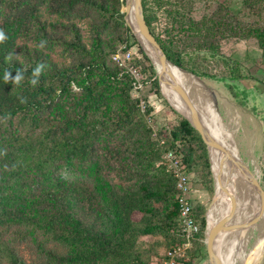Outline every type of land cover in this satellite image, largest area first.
<instances>
[{
  "label": "trees",
  "instance_id": "trees-1",
  "mask_svg": "<svg viewBox=\"0 0 264 264\" xmlns=\"http://www.w3.org/2000/svg\"><path fill=\"white\" fill-rule=\"evenodd\" d=\"M254 1L243 0L250 8ZM149 4L143 0L146 22L168 59L198 77L218 78L204 70L212 58L229 70L222 80L246 79L239 63L221 57L228 31L255 38L264 60V27L242 34L222 14L196 21L170 3L166 14L184 37L167 32L165 39L154 24L168 1ZM124 6L125 0H0V264H151L142 237L162 238L169 249L182 244L166 150L180 149L186 171L197 169L202 188L214 192L207 146L189 121L172 127L162 148L140 117L132 80L113 60L120 43L138 47L141 72L162 95ZM78 21L88 23L89 41ZM193 214L200 231L189 260L178 264L207 255L205 207ZM24 244L34 263L21 253Z\"/></svg>",
  "mask_w": 264,
  "mask_h": 264
},
{
  "label": "rangeland",
  "instance_id": "rangeland-1",
  "mask_svg": "<svg viewBox=\"0 0 264 264\" xmlns=\"http://www.w3.org/2000/svg\"><path fill=\"white\" fill-rule=\"evenodd\" d=\"M168 4L158 10V20L154 24L156 33L167 39V32H172L173 35L183 38L182 31L179 27L172 28L171 20L166 14L168 8L181 7L185 14H188L194 20L199 21L203 16H211L214 14H222L235 27H239L242 34L247 33L251 29L264 27V0H256L252 2V7H246L243 0H166ZM149 6L152 5V0H149ZM172 4V7L169 4ZM124 7L122 8V10ZM78 25L82 30L84 38L89 41L90 27L86 21H78ZM180 31V32H179ZM234 32H227V39L220 41L221 57H225L227 61L239 63L241 73L246 77L245 80L239 82H229L222 80V76H228L229 70L225 65H221L218 59H209V62L204 64V70L212 72L218 78L210 79L208 77H200L202 80L201 89L211 99L214 109L219 111L223 121L229 126L230 133L234 135V148L237 150L241 159L250 165L251 155L257 162L260 169L259 178L264 187V145H260L264 140V60L262 59V52L258 47L257 40L253 37L243 39L236 37ZM133 34V33H132ZM126 44L120 43L118 50L123 48ZM130 49V48H129ZM131 51L134 53V59L130 62L131 65H136L140 69L139 61L143 60L142 54L136 45H131ZM193 49H188L192 52ZM146 54V53H145ZM58 57V54H56ZM138 64V65H137ZM221 65V66H220ZM141 71V69H140ZM141 83L143 88L137 92L132 90V97L138 99L140 117L143 119L149 129L152 130V138L158 143L159 147L165 144V137L169 134L172 127L177 125L182 118H184L178 106L177 98L173 94L172 88L166 85V90L161 84V95L154 94V87L144 73H142ZM192 83L196 88L192 78ZM229 84L234 85L229 87ZM255 84H258L257 86ZM76 91L77 89L74 88ZM165 90V91H164ZM252 91L253 95L248 98L246 91ZM263 92V93H262ZM237 94V97H235ZM170 97H169V96ZM213 95L216 97L217 108L213 102ZM263 101H260V99ZM176 109H174L172 106ZM225 102L230 110L224 111L222 103ZM142 105L146 109L142 110ZM182 115H181V114ZM164 141V144L162 142ZM164 155V153H163ZM251 169L253 167L250 165ZM191 200L194 207L201 205L205 207V217L207 215V229H208V215L212 207L214 192L210 193L208 190L202 188L201 180L197 169H194L192 176ZM117 181V180H116ZM197 187V188H195ZM199 190H196L198 189ZM256 203L261 207L260 200L254 198ZM264 212V210H263ZM228 216V215H227ZM225 214L220 217H227ZM252 216V215H251ZM248 218V219H246ZM249 216L241 210V218L239 223L248 222ZM263 223L264 220L259 218ZM218 224V220L216 221ZM243 230H239L234 246L229 252L230 260L234 257L240 256L244 263H248L253 259L255 247L253 239L248 243L238 240ZM224 235L229 236L231 232H223ZM238 240V241H237ZM227 246L229 238L226 239ZM169 244L166 245L162 238L142 237L140 247L147 252L146 258L151 264H160L163 255L169 249ZM21 253L30 263L36 261L34 251H32L27 244L19 246ZM189 251L186 252L185 260H189ZM207 254V253H206ZM232 263V261H231ZM194 264H210L208 256L199 257L194 261ZM264 264V262L262 263Z\"/></svg>",
  "mask_w": 264,
  "mask_h": 264
},
{
  "label": "water",
  "instance_id": "water-1",
  "mask_svg": "<svg viewBox=\"0 0 264 264\" xmlns=\"http://www.w3.org/2000/svg\"><path fill=\"white\" fill-rule=\"evenodd\" d=\"M132 10L134 12L136 29H134V27L127 20V16L131 13ZM122 13L125 14V21H126L127 26L130 28L131 32L133 33L134 37L136 38V40L138 41V43L140 44V46L142 47L146 55L148 56L141 40H143L149 45L152 52L155 54L157 60L159 61L161 69L157 70L154 62H152L151 58L148 56V58L151 60L154 66V69L156 70L160 90H161L162 76L166 72L169 65L177 69H180L181 71L191 75L198 82H202L200 77L176 66L174 63H172L168 59L166 53L164 52L163 48L157 41L156 37L152 34L146 22L145 15H144L143 0H125V6H124V9L122 10ZM166 84L173 89V91L179 96V98L184 103L189 113V116H183V117L187 119L189 123L191 124V126L199 133L203 142L207 146L210 163H211V171H212V176H213V181H214L213 202L215 200L216 181H218V183L221 185L222 177L224 175L225 170L227 171L228 181L226 183L227 185L223 187L221 186L223 192H226L227 194L232 195V193H230L228 188H229V185L231 184L232 178L234 177V173H239L245 178L246 183L248 187L250 188V190L252 192L257 193L260 197V204H261L260 215L255 217L251 221L246 222V223H237V224L232 223L231 224L232 219L234 218V215H235V210H236V202L234 200L235 197L231 196L232 202H234L233 203L234 205H233L232 211L230 212V215H228L226 218L221 220L217 225H215L209 231L208 235H207V227H206L205 245H206V252H207L209 262L210 264H224L215 249L216 238L222 232H235V231L247 229L258 222L264 210V187L261 183L259 176H256V174L251 169V167L247 163H245L239 155L231 151L220 139L217 138V136L213 134L210 128L206 125L204 119L202 118V115L200 114L194 101L190 97V93L188 92L186 87L180 81H178L174 75H172V78L169 81H166ZM213 102L217 108V101L214 95H213ZM211 150H216L223 155L220 161V164H219V170H218L217 175L215 174L214 169H213ZM206 221H207V215H206Z\"/></svg>",
  "mask_w": 264,
  "mask_h": 264
},
{
  "label": "bare ground",
  "instance_id": "bare-ground-1",
  "mask_svg": "<svg viewBox=\"0 0 264 264\" xmlns=\"http://www.w3.org/2000/svg\"><path fill=\"white\" fill-rule=\"evenodd\" d=\"M127 20L129 21V23L134 27V29H136V25H135V17H134V12L133 10L131 11V13L127 16ZM142 44L148 54V56L151 58L152 62H154L157 70L161 69V66L159 64V61L157 60L155 54L152 52L151 48L149 47V45L144 42L143 40ZM172 75H174L176 77V79L178 81H180L188 90V92L190 93V97L192 98V100L194 101L196 107L198 108L200 114L202 115V118L204 119L206 125L210 128V130L213 132V134L215 136H217L218 139H220L229 149V142L228 139L226 138L223 129L221 128V126L218 123L217 117L215 115V111H214V107L212 104L211 99L202 91V87H201V83L198 82L194 77H192L191 75L181 71L180 69H177L175 67L172 66H168L166 72L164 73V75L162 76V87L166 90V93H168L167 89H166V81H169L172 78ZM192 78L194 81V84L196 86V88L194 87L192 80L190 79ZM170 87V86H169ZM164 90V91H165ZM173 91V89H172ZM173 94L175 95V97L177 98L176 100L178 101V106L182 109H180V111L182 112V114L184 116H189V113L184 105V103L182 102V100L179 98V96L173 91ZM169 96V95H168ZM170 97V96H169ZM218 156H219V164L220 161L222 159V154L216 150H211V157H212V164H213V169L215 174H218V170H219V166L217 165L218 162ZM234 177H237V173H234ZM231 180V184L229 185V191L230 193H232V195L227 194L226 192H223L222 190H219V197H220V201L222 202H226L229 198V200L222 204V206L217 207V209H215V211L209 216L208 218V229H207V235L209 233V231L215 226V222L218 220V223L223 220L225 217H220V215L225 214L224 210L231 204L233 207V203L232 202V197H235V202H236V210H235V215L234 218L232 219V223L233 224H237L240 221L241 218V206L238 202V189L236 187V185L233 183V179ZM235 180V179H234ZM239 180V178H238ZM228 178H227V171H224V175L222 177V183L221 185L225 186L227 185ZM218 182V181H217ZM236 182V181H235ZM230 196V197H229ZM244 204V203H243ZM245 205V204H244ZM243 207V206H242ZM260 219L264 220V212H262ZM255 234H251L252 231L250 229H244L241 232L240 238L238 240L243 241L248 243L250 240L253 238V243H254V247H255V253L253 256V259L248 262V263H244L243 259L240 256H235V259H231L230 257H228L229 252L231 251V249L234 246L238 231L235 232H231L230 234V238H229V242H228V246L226 245L227 242H225V240L222 242L220 239H218L215 242V249L218 253V255L220 256V258L222 259L224 264H262L264 262V225L263 223H261L259 220L257 223H255ZM232 261V263H231Z\"/></svg>",
  "mask_w": 264,
  "mask_h": 264
},
{
  "label": "built area",
  "instance_id": "built-area-1",
  "mask_svg": "<svg viewBox=\"0 0 264 264\" xmlns=\"http://www.w3.org/2000/svg\"><path fill=\"white\" fill-rule=\"evenodd\" d=\"M131 50V47L125 45L116 52L113 60L117 63L119 68L122 69V73L130 76L133 91L137 92L143 88V84L141 83L142 74L136 65L130 64L134 59V53ZM141 108L144 111L146 106L142 105ZM162 144H164V141ZM183 160L184 154L178 148L166 150L164 152L163 161L166 164L168 172L175 178L179 192V233L184 241L182 244L167 250L161 264H178L179 260L186 258V252L192 249L193 241L200 231L198 221L193 214L194 205L190 195L192 192V175L186 171Z\"/></svg>",
  "mask_w": 264,
  "mask_h": 264
},
{
  "label": "crops",
  "instance_id": "crops-1",
  "mask_svg": "<svg viewBox=\"0 0 264 264\" xmlns=\"http://www.w3.org/2000/svg\"><path fill=\"white\" fill-rule=\"evenodd\" d=\"M256 86L258 85V84H255ZM247 92V96H248V98L252 95V96H256L255 95V93H254V95H253V92L252 91H246ZM263 93V92H262ZM260 99V98H259ZM260 101H263L262 99H260ZM264 102V101H263ZM222 106H223V109H224V111H225V109L226 110H230V108H229V106L225 103V102H223L222 103ZM214 111H215V115H216V117H217V120H218V123H219V125L221 126V128L223 129V132H224V134H225V136H226V138L228 139V142H229V147H230V150L231 151H233L235 154H237L238 155V152H237V150L234 148V141H235V139H234V135H232L231 133H230V129H229V126L226 124V122L225 121H223V119H222V117L220 116V114H219V111L218 110H216V109H214ZM226 112V111H225ZM260 145H264V140H262V142L260 143ZM217 165L219 166V156H218V162H217ZM250 165L253 167V171H254V173L256 174V176H259L260 175V169H259V167H258V165H257V162H256V160L254 159V157H253V155H251V162H250ZM249 165V166H250ZM237 177L239 178V180H238V178H236V177H234V179H233V183L236 185V187H237V189H238V192H237V195H238V202H239V204H240V206H241V210H243V212H245V214L247 213L248 214V216H249V220H248V222L249 221H251L252 219H254L255 217H257V216H259L260 215V210H261V207H260V205L258 204V203H256V201L254 200V198H258L259 200H260V197H259V195L257 194V193H255V192H252L251 190H250V188L248 187V185H247V183H246V180H245V178L242 176V175H240L239 173H237ZM236 181V182H235ZM223 187V185H220L217 181H216V184H215V200H214V202L212 203V207H211V209L209 210L210 212H209V215H208V218H209V216L215 211V209H217V207H220V206H222V204H224V203H226L228 200H229V198H228V200L226 201V202H222L221 203V201H220V197H219V190H222V187ZM195 188H197V187H195ZM194 189V188H193ZM192 189V191H194ZM196 190H199V187H198V189H196ZM223 191V190H222ZM230 197V196H229ZM192 201H193V199H192ZM194 202V201H193ZM245 205H244V204ZM243 206V207H242ZM232 209H233V207H232V205L230 204L225 210H224V212H225V216H227V215H230V212L232 211ZM252 215V216H251ZM246 219H248V218H246ZM247 221H245L244 223H246ZM231 224H232V222H231ZM215 225H217L216 224V222H215ZM248 229H250L251 231H252V233L251 234H255V230H256V228H255V224L254 225H252L251 227H249ZM244 230V229H243ZM240 237V236H239ZM227 238H230L229 236H226V235H224V233L222 232V233H220L219 235H218V237L216 238V241L218 240V239H220L222 242L225 240V242H226V239ZM253 239V238H252ZM251 239V240H252ZM250 240V241H251ZM238 241V240H237Z\"/></svg>",
  "mask_w": 264,
  "mask_h": 264
},
{
  "label": "clouds",
  "instance_id": "clouds-1",
  "mask_svg": "<svg viewBox=\"0 0 264 264\" xmlns=\"http://www.w3.org/2000/svg\"><path fill=\"white\" fill-rule=\"evenodd\" d=\"M3 38V35H2V33H0V39H2Z\"/></svg>",
  "mask_w": 264,
  "mask_h": 264
}]
</instances>
